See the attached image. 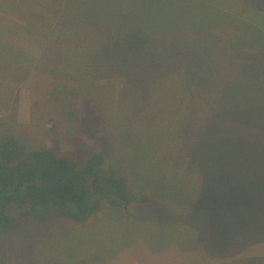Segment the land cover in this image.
I'll use <instances>...</instances> for the list:
<instances>
[{
	"label": "rangeland",
	"instance_id": "obj_1",
	"mask_svg": "<svg viewBox=\"0 0 264 264\" xmlns=\"http://www.w3.org/2000/svg\"><path fill=\"white\" fill-rule=\"evenodd\" d=\"M63 1L0 0V41L13 48L12 55L24 58H14L6 69L2 67L6 63L0 62V139L21 141L20 157L32 149H44L77 165L103 152L114 165L122 163L132 181L133 203L123 219L109 216L120 217L110 211L91 217L84 226L58 217L47 222L29 217L0 238V264H244L264 257V239L240 244L230 252L212 253L222 239L209 234L199 240L185 217V223L180 221L184 234L168 243L161 241L157 228L165 219L159 203L188 210L202 197V190L222 187L218 198L227 197V207L236 214L251 198L243 192L253 191L257 199L251 207L256 214L246 215L257 218V225L264 222V75L252 87L241 83L244 90L240 87L239 98H229L227 106H215L227 76L228 90L243 72L229 67L224 78L203 63L205 56L207 62L212 58L216 63L217 53L227 54V60L217 63L224 67L233 64L237 53L243 58L248 44L242 28L221 19L216 11L208 12L209 22L204 19L200 26L206 29L212 24L213 32L200 30L190 48L171 44L166 49L172 56L167 55V69L160 70L153 82L161 81L159 88L153 89L155 95L146 103L137 95L132 99L130 93L148 90L145 61L152 57L148 52H126L119 56L121 71L111 67L94 79V84L107 87L105 101L96 106L80 95L89 88L81 87V81L66 71L73 64L70 58L79 46L77 41L56 40L52 35L61 25L51 12L60 10ZM249 45V51L264 50L258 39ZM60 50L66 58L60 59ZM186 51L190 57L180 58ZM189 67L195 77L193 90L186 89L184 74ZM126 75L134 81L123 93ZM246 90H251L248 100ZM112 98L121 101V106H114ZM175 123H181V128L174 129ZM236 188L241 197L234 195ZM149 197L155 204L151 199L139 202ZM16 211L10 209L11 214Z\"/></svg>",
	"mask_w": 264,
	"mask_h": 264
},
{
	"label": "trees",
	"instance_id": "obj_2",
	"mask_svg": "<svg viewBox=\"0 0 264 264\" xmlns=\"http://www.w3.org/2000/svg\"><path fill=\"white\" fill-rule=\"evenodd\" d=\"M57 8L51 14L57 18L61 27L52 31L53 38L56 40L74 38L79 45L77 49H73L75 51L72 57L67 55L71 57L70 63L73 64L66 71L69 70L73 73V78L81 81V87L89 88L86 93L76 95L90 98L96 106H100L105 101L102 97L107 96V87L94 84V79L102 73H108L111 67L113 71L115 69L121 71L122 59L119 56L126 55V52L134 54L148 52L147 56L152 57L147 61L144 60L148 69L146 71L148 90L142 94L140 92L135 94L137 91L133 93L132 90L131 95L129 94L132 99L137 95L144 102L146 99H151L152 95H155L153 89L157 90L161 83V81L157 84L153 83L154 79H158L160 70L167 69L165 65L167 55L172 56L166 52V49L170 48L171 44L174 45L173 47L178 44L189 47L191 41L200 34V30L206 33L213 32L212 24L206 29L200 26L205 23L204 19L209 22L208 12L213 13V11L218 12L221 19L236 22L242 28L248 44L246 55H244L246 50L243 52V58L237 53L233 58V64L230 66L226 64L227 67L217 64L227 60V54L217 53L216 63H213L212 58L207 62L208 58L204 57L203 63L213 66L218 75L224 78H226L224 73L227 74L225 70L227 68L228 71L229 67L235 68V72L240 73V70L243 72L239 82L234 83L228 90L230 79L227 76V85L222 84L219 89V98L215 106H227L229 98H239L240 87L244 90L241 83L252 87L256 83L254 80L264 75L262 74L264 61L259 60L264 59V50L257 53L248 50L252 47L249 44L257 39L264 44V0H64L62 8L58 11ZM251 14L256 15L255 19L247 17ZM28 28L29 26H25L26 30ZM119 33L123 37L117 38ZM242 39L240 38L241 41ZM262 47L264 49V45ZM60 51L61 53L58 54L60 59L66 58L63 51ZM11 52H14L13 48L0 41V62L3 60L6 63L2 66L4 69L16 57L19 61H24V58L12 55ZM186 55L190 57L191 53L186 51L180 58ZM53 67L54 65H50L51 69L57 71ZM184 75L186 89L193 90L191 87L195 77L192 68L189 67ZM189 78H191L190 83L187 81ZM133 81L127 75L124 77L123 93L127 88L133 87ZM38 82L39 79L36 84ZM75 90L77 91L78 87ZM246 91L245 100H248L251 90ZM115 100L112 98L114 106H121V101ZM180 128L181 123H175L174 129ZM20 142L10 138L0 139V238L18 229L23 220L29 217L41 222L58 217L84 226L91 217L100 216L105 212L117 211L120 217L109 216L118 219L128 215V209L133 203L130 195L134 189L131 179L127 177L128 174L123 171L122 163L114 165L111 160H107L103 152L91 154L84 164L79 165L67 158L57 157L51 150L44 149H32L20 157ZM218 164L213 162L214 166ZM223 189V187L213 191L208 189V192L202 190V197L194 200V205L188 210H175L159 203L158 208L165 210L161 216H165L166 219L161 220L162 225L157 227L162 242L168 243L172 238L184 234L180 224L181 219L186 222L183 217L188 219L186 223L191 225V228L197 230L196 235L199 240L206 239L205 235L209 234H215L222 239L220 244L215 245L217 249L210 248V251L214 250L212 253L220 254L226 250L230 252L231 249L239 248L240 244L263 240L264 222L257 225L254 223L257 218H249L246 215L256 214L251 207L257 199L255 193L242 189L246 197L250 194L251 198L243 203L241 211L236 214L227 207V197L218 198V194ZM236 189L234 195L241 197L240 188ZM212 194H214L213 199H211ZM150 199L155 204V199L152 197L141 198L139 202ZM12 207L17 211L11 214ZM235 207L237 209L239 206L235 205ZM240 216L243 218L242 222H239ZM195 230L193 231L196 232ZM255 263L264 264V257L252 258L244 262V264Z\"/></svg>",
	"mask_w": 264,
	"mask_h": 264
},
{
	"label": "crops",
	"instance_id": "obj_3",
	"mask_svg": "<svg viewBox=\"0 0 264 264\" xmlns=\"http://www.w3.org/2000/svg\"><path fill=\"white\" fill-rule=\"evenodd\" d=\"M162 241V240H161ZM164 243V242H163ZM107 260H108V258H107Z\"/></svg>",
	"mask_w": 264,
	"mask_h": 264
}]
</instances>
